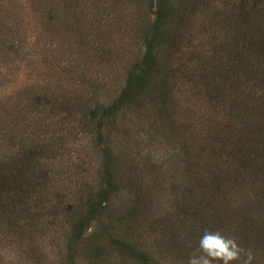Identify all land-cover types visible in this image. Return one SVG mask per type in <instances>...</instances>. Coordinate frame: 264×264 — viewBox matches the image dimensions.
I'll list each match as a JSON object with an SVG mask.
<instances>
[{
	"label": "trees",
	"instance_id": "trees-1",
	"mask_svg": "<svg viewBox=\"0 0 264 264\" xmlns=\"http://www.w3.org/2000/svg\"><path fill=\"white\" fill-rule=\"evenodd\" d=\"M52 1L55 5L49 15L47 0L36 1L35 12L43 18L44 30L52 26L59 35L63 25L67 26L78 51L89 44L82 36L83 21L87 20L88 28L101 34L100 43L93 49L97 59L107 53L102 54L101 49H110L113 41L129 62L119 91L107 94L106 100H102V80L89 75L83 63L77 64L74 74L73 66L61 70L70 77L72 86L83 83L91 87L80 109L85 125L82 130L91 131L94 146L105 161L94 197L71 224L73 244L89 221L108 206L118 178L112 162L111 130L121 114L134 111L136 106L152 113L155 121L147 129L170 125L181 136L177 140L181 148L186 137L178 131L177 123L187 127L182 119L190 120V140H201L205 151L190 177L196 180L194 188H204L212 200L206 203L197 199V208L189 212L196 217L191 224L218 220L228 233L238 232L244 237L241 242L257 244L264 264V0ZM151 14L156 16V23L145 36ZM31 95L27 118L16 119L17 123L0 118V227L5 226L4 232L0 231V249L9 226L30 223L41 210L42 188L38 186L45 187L47 168L43 164L48 148L44 131L34 128V115L43 114L35 108L46 109L56 102L67 117L72 119L76 113L65 98L53 100L48 91H31ZM187 101H191L193 112L181 118L180 104ZM0 106L7 111L4 102ZM175 112L180 113L176 124L172 119ZM219 194L224 197L222 205L217 203ZM233 197L243 206L251 204V212L245 208L246 217L239 223L226 217L225 208ZM186 241L194 244L192 248ZM197 243L189 237L179 241L177 236L176 245L167 252L184 257L187 264ZM128 249L135 250L131 245Z\"/></svg>",
	"mask_w": 264,
	"mask_h": 264
},
{
	"label": "rangeland",
	"instance_id": "rangeland-1",
	"mask_svg": "<svg viewBox=\"0 0 264 264\" xmlns=\"http://www.w3.org/2000/svg\"><path fill=\"white\" fill-rule=\"evenodd\" d=\"M36 1L0 0V102L7 105L8 111L0 106V118L16 123V119L27 118L31 91H48L53 100L65 98L76 113L72 119L67 117L56 102L48 105L50 108H35L43 114L34 115V128L44 131V144L50 151L43 164L47 168L45 187L38 186L42 188L41 210L30 223L18 227L14 222L16 225L9 226L0 249V264H184V257L167 251L176 245L177 236L179 241L187 237L198 241L206 229L234 238L241 247L253 251V264H262L263 254L257 244L241 242L244 237L238 232L228 233L218 220L191 224L196 217L189 212L197 208V199L206 203L212 200L210 194H204V188H194L196 180L190 177L192 167L205 157L201 140H190V120L182 119L187 127L177 123L178 131L186 137V145L181 148L177 142L181 136L170 125L147 129L155 121L152 113L136 106L134 111L121 114L111 130L112 162L118 178L108 206L89 221L78 244H73L71 224L83 215L94 197L105 161L94 146L91 131L82 130L85 125L80 109L91 87L83 83L72 86L70 77L61 70L73 66L74 74L79 62L83 63L89 75L102 80V100H106L107 94L119 91L129 62L113 41L110 49H101L102 54L107 53L97 59L93 49L100 43L101 34L88 28L87 20L83 21L82 36L89 44L78 51L67 26L63 25L59 35L52 26L44 30L43 18L35 12ZM54 5L47 0L48 15ZM155 19L154 14L148 17V29ZM187 102L180 104L181 118L193 112L191 101ZM189 105L190 112H186ZM174 114L176 124L180 113ZM217 199L222 205L224 197L219 194ZM247 207L249 214L251 204L243 206L233 197L225 208L227 219L239 223L246 217ZM4 227L0 231L4 232ZM130 245L135 250H127Z\"/></svg>",
	"mask_w": 264,
	"mask_h": 264
},
{
	"label": "clouds",
	"instance_id": "clouds-1",
	"mask_svg": "<svg viewBox=\"0 0 264 264\" xmlns=\"http://www.w3.org/2000/svg\"><path fill=\"white\" fill-rule=\"evenodd\" d=\"M186 246L192 248L191 242L186 241ZM253 260L251 249H244L219 230L206 229L189 254L187 264H252Z\"/></svg>",
	"mask_w": 264,
	"mask_h": 264
},
{
	"label": "water",
	"instance_id": "water-1",
	"mask_svg": "<svg viewBox=\"0 0 264 264\" xmlns=\"http://www.w3.org/2000/svg\"><path fill=\"white\" fill-rule=\"evenodd\" d=\"M157 19V18H156ZM156 19L154 20V22L152 23L151 27L147 30V34L150 33L151 29L154 27L155 23H156Z\"/></svg>",
	"mask_w": 264,
	"mask_h": 264
}]
</instances>
